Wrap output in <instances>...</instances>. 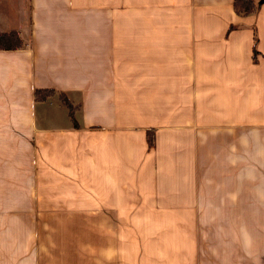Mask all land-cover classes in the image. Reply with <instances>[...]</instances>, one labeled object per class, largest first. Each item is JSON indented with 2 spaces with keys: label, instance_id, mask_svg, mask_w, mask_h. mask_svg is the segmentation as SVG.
<instances>
[{
  "label": "crops",
  "instance_id": "crops-1",
  "mask_svg": "<svg viewBox=\"0 0 264 264\" xmlns=\"http://www.w3.org/2000/svg\"><path fill=\"white\" fill-rule=\"evenodd\" d=\"M233 1L0 0V264H264V0Z\"/></svg>",
  "mask_w": 264,
  "mask_h": 264
},
{
  "label": "trees",
  "instance_id": "trees-1",
  "mask_svg": "<svg viewBox=\"0 0 264 264\" xmlns=\"http://www.w3.org/2000/svg\"><path fill=\"white\" fill-rule=\"evenodd\" d=\"M256 3L254 0H235L233 1V9L235 12L240 14L253 13L256 9ZM24 47L19 36L15 32L2 33L0 34V50L13 51L22 49ZM256 52L253 51V55ZM54 95L52 90H35L33 93L34 99L36 101L44 100L50 96ZM58 99L60 103L67 109L68 117L73 121L74 107H72L62 93L58 94ZM146 143L147 147H151L153 144V137L151 132L146 133Z\"/></svg>",
  "mask_w": 264,
  "mask_h": 264
},
{
  "label": "rangeland",
  "instance_id": "rangeland-1",
  "mask_svg": "<svg viewBox=\"0 0 264 264\" xmlns=\"http://www.w3.org/2000/svg\"><path fill=\"white\" fill-rule=\"evenodd\" d=\"M257 2L259 3V0H257ZM258 3H257V4H258Z\"/></svg>",
  "mask_w": 264,
  "mask_h": 264
}]
</instances>
